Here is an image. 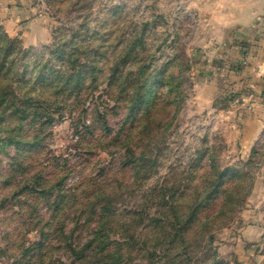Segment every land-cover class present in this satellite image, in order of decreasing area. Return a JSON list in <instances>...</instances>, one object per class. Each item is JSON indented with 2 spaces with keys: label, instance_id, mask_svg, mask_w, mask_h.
<instances>
[{
  "label": "rangeland",
  "instance_id": "1",
  "mask_svg": "<svg viewBox=\"0 0 264 264\" xmlns=\"http://www.w3.org/2000/svg\"><path fill=\"white\" fill-rule=\"evenodd\" d=\"M213 3L0 12V264H252L264 142L239 143L235 95L209 103L227 92Z\"/></svg>",
  "mask_w": 264,
  "mask_h": 264
},
{
  "label": "crops",
  "instance_id": "2",
  "mask_svg": "<svg viewBox=\"0 0 264 264\" xmlns=\"http://www.w3.org/2000/svg\"><path fill=\"white\" fill-rule=\"evenodd\" d=\"M19 3L20 0H0V12L17 20L22 16ZM212 11L218 34L215 42L220 43V61L227 68V92L219 95L223 87L212 81L209 103L235 95L237 101L228 112L237 114L239 143L244 147L259 146L264 142V0H214ZM210 60L219 62L217 57ZM255 178L249 197L253 212L239 235L245 245L237 252L244 263L249 260L264 264V165Z\"/></svg>",
  "mask_w": 264,
  "mask_h": 264
},
{
  "label": "trees",
  "instance_id": "3",
  "mask_svg": "<svg viewBox=\"0 0 264 264\" xmlns=\"http://www.w3.org/2000/svg\"><path fill=\"white\" fill-rule=\"evenodd\" d=\"M4 98L5 97L0 98L1 103L5 102ZM19 102H20L19 99L15 100L13 102H10V103L7 102V104L4 106L3 112L8 111V110H10L11 114H18V113L26 112L27 111L26 107L23 108V106L21 104H18ZM33 143H34V141H33Z\"/></svg>",
  "mask_w": 264,
  "mask_h": 264
}]
</instances>
